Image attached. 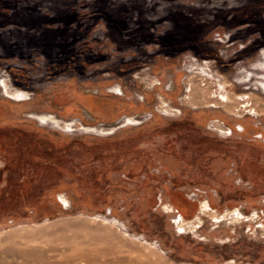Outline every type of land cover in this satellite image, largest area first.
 I'll use <instances>...</instances> for the list:
<instances>
[{
    "label": "rangeland",
    "instance_id": "rangeland-1",
    "mask_svg": "<svg viewBox=\"0 0 264 264\" xmlns=\"http://www.w3.org/2000/svg\"><path fill=\"white\" fill-rule=\"evenodd\" d=\"M0 23L30 25L0 47L30 95L0 89V264H264V0H0Z\"/></svg>",
    "mask_w": 264,
    "mask_h": 264
},
{
    "label": "trees",
    "instance_id": "trees-1",
    "mask_svg": "<svg viewBox=\"0 0 264 264\" xmlns=\"http://www.w3.org/2000/svg\"><path fill=\"white\" fill-rule=\"evenodd\" d=\"M79 18H81V16L77 15V18H75L76 21L79 20ZM41 20L42 19L40 17V23H41ZM42 23H44V21ZM42 25H45V24H42ZM37 26H39V22H38ZM29 27H30L29 23H23V24H20V25L19 24H9L8 25V24L0 23V47L1 48H6L5 44L7 43L8 45H12L11 50H14L15 48H13V47L18 46L19 40L15 42L16 46H13L15 43L9 44L10 42H7L6 39L4 41V38L2 37V33H5V32L8 31V32L12 33L16 37H18L20 33H22V35L24 36V34L28 35V32H29L28 28ZM41 34L40 33H36L35 34V35H40L41 36V38H40V40H38V42L39 43H47L48 39L45 41V39L48 37V36H46L47 34L45 33L46 35H44V33L42 31H41ZM55 34L57 35V33H55ZM153 37L155 38L154 42H159V46H161V48L163 49V45L164 44H163L162 40L164 39L163 38L164 36L155 34ZM62 46H64V45H62ZM55 47H56V49L58 48L57 45H55ZM21 55H23V54H21ZM55 56H53L51 53H50V55H48L49 59H51V58L55 59L56 62H57L56 64L58 66H62V68H61L62 70H65V69L70 70L71 69V66L73 65L72 55L60 53L59 55H55ZM0 57H2V56H0ZM28 60H30V59H28ZM7 70L9 72L10 76H11L12 83L14 85L18 86L19 88H21L23 90H28L27 89L28 87L25 84V81L27 80L28 75L21 68L9 65V66H7Z\"/></svg>",
    "mask_w": 264,
    "mask_h": 264
},
{
    "label": "built area",
    "instance_id": "built-area-1",
    "mask_svg": "<svg viewBox=\"0 0 264 264\" xmlns=\"http://www.w3.org/2000/svg\"><path fill=\"white\" fill-rule=\"evenodd\" d=\"M0 75H2V76H4L5 77V79H7V81L9 82V84H12V80H11V77L9 76V74L5 71V69L4 70H1L0 69ZM28 93V92H27ZM167 107H164V108H161L160 110H158V112L157 113H160L159 111H161V112H165L166 113V111L168 110V109H166ZM162 114V113H161ZM151 118V114H146V115H144V116H142L141 118H140V122H142V121H146V120H149ZM215 122V121H214ZM211 130H213L214 132H219V133H223L224 135H226V136H231L232 135V129H230V128H228V127H226L223 123H217V122H215L214 124L212 123L211 124ZM237 131H241V130H237Z\"/></svg>",
    "mask_w": 264,
    "mask_h": 264
},
{
    "label": "bare ground",
    "instance_id": "bare-ground-1",
    "mask_svg": "<svg viewBox=\"0 0 264 264\" xmlns=\"http://www.w3.org/2000/svg\"><path fill=\"white\" fill-rule=\"evenodd\" d=\"M201 67V66H200ZM4 79H1L0 80V86H2V91H3V93H2V95H4L5 96V98H7L6 97V92L7 93H10V94H14V96H16V95H18L19 97H22V98H24L25 99V101L26 100H28L27 98H29V96H27V94H24V93H19V91H14L13 90V92L11 91V89L9 88V86H8V84H7V82L4 80ZM6 82V83H5ZM15 101H17V100H15Z\"/></svg>",
    "mask_w": 264,
    "mask_h": 264
},
{
    "label": "flooded vegetation",
    "instance_id": "flooded-vegetation-1",
    "mask_svg": "<svg viewBox=\"0 0 264 264\" xmlns=\"http://www.w3.org/2000/svg\"><path fill=\"white\" fill-rule=\"evenodd\" d=\"M4 81V80H3ZM6 83V82H5ZM0 89H1V91H2V86H0ZM13 90L16 92V91H19V93L21 92V93H24V94H27V96H29V98H27L28 100H30V95L28 94V93H26L25 91H21V90H17V89H11V91L13 92ZM3 92V91H2ZM16 97H19V96H17L16 95ZM19 98H22V97H19ZM28 100H26V101H28ZM66 206V205H65Z\"/></svg>",
    "mask_w": 264,
    "mask_h": 264
},
{
    "label": "crops",
    "instance_id": "crops-1",
    "mask_svg": "<svg viewBox=\"0 0 264 264\" xmlns=\"http://www.w3.org/2000/svg\"><path fill=\"white\" fill-rule=\"evenodd\" d=\"M61 199H64V198H62V197H60V201H61ZM66 200V199H65ZM67 201V200H66ZM68 202V201H67ZM62 203V202H61ZM63 204V203H62ZM64 205V204H63ZM65 206V205H64ZM68 206H69V203H68ZM67 206V207H68ZM66 206H65V208H67ZM180 215V214H179ZM181 216V215H180Z\"/></svg>",
    "mask_w": 264,
    "mask_h": 264
}]
</instances>
